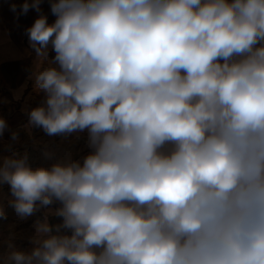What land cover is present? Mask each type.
<instances>
[{
  "label": "clouds",
  "instance_id": "1",
  "mask_svg": "<svg viewBox=\"0 0 264 264\" xmlns=\"http://www.w3.org/2000/svg\"><path fill=\"white\" fill-rule=\"evenodd\" d=\"M50 10L53 23L41 13L25 30L45 97L29 125L87 130L91 151L50 168L4 158L16 214L59 202L62 217L37 220L36 246L8 264H264V0H52Z\"/></svg>",
  "mask_w": 264,
  "mask_h": 264
},
{
  "label": "crops",
  "instance_id": "2",
  "mask_svg": "<svg viewBox=\"0 0 264 264\" xmlns=\"http://www.w3.org/2000/svg\"><path fill=\"white\" fill-rule=\"evenodd\" d=\"M25 0H0V118L7 122V128L0 135V165H2L4 158H6L3 147L13 146L20 148L21 146H59L60 161L68 162V159L79 160L82 162L83 157L89 153H82L78 151L85 145V138L88 137L87 130L83 132H74L69 135L48 136L38 127L29 125V115L31 109L42 105L45 97L43 93H38L35 88L34 73L36 71L37 56L34 50L30 47L26 29L31 27V20H36L42 13L47 16L48 23L55 21L56 17L51 13L50 3L52 0H42L41 13L30 9L26 15H18L20 6ZM29 3L32 0H28ZM17 5V11L11 10V5ZM55 53L51 50L49 45V60L54 57ZM13 68V76H5L4 64ZM45 63L43 67H48ZM55 66V65H53ZM8 78V79H7ZM13 133L17 138L13 139ZM17 146V147H16ZM76 151V152H75ZM45 159L48 160L46 154ZM57 160V158H55ZM3 188L0 187V208L3 205ZM58 205L49 206L45 208V215L48 217V222L55 226L62 223V217L51 216L53 210ZM60 207V206H59ZM44 216L40 219L43 220ZM31 236L28 242L34 248L33 243L35 236V227L31 228ZM52 234H57L55 229ZM60 234H71L70 230L62 229ZM19 237L12 238V240L0 237V243L11 242L12 251L20 250ZM11 251V252H12ZM8 260L1 258L0 263L4 264ZM8 264V262H7Z\"/></svg>",
  "mask_w": 264,
  "mask_h": 264
},
{
  "label": "rangeland",
  "instance_id": "3",
  "mask_svg": "<svg viewBox=\"0 0 264 264\" xmlns=\"http://www.w3.org/2000/svg\"><path fill=\"white\" fill-rule=\"evenodd\" d=\"M35 20H31V24L33 25ZM7 61L5 60L4 64V73L5 76H10L12 78L14 74L13 68L10 66V64L6 63ZM8 79V78H7ZM85 145L81 149H78L79 152L82 151V153H89L91 149L88 147V137L85 138ZM17 147V146H16ZM2 148H0V151ZM5 155L7 154L6 158H19L20 156H23L25 153L28 154V163L32 168H37V167H48L50 168L52 164L57 163V162H63L60 161L61 159L60 156V148L59 146H50V147H41V146H21L20 148H15L13 146L9 147H3ZM76 152V151H75ZM50 154L47 155L48 162L45 159L44 154ZM57 158V160L55 159ZM73 157L68 159V161L72 160ZM66 162V161H64ZM0 187L3 188V205L1 208H3L6 218H0V237L4 236L5 239L12 240V238H17L19 237V246L20 250L30 253L32 251V246L31 249L30 243L28 242L29 236H31V228L35 225V222L37 220H40L44 214H45V208L46 207H39L38 211H36L32 216H29L27 218H21L19 217L15 210L9 206V201L13 199L10 191V186L8 184H0ZM39 205V202H37ZM58 205L60 206L59 202H55L52 205L55 206ZM50 205V206H52ZM49 207V206H47ZM57 207V208H58ZM55 210L52 211L54 213ZM51 213V216H56ZM12 246L11 242H5V243H0V259L4 258L8 260V256L10 255L12 251ZM8 262V261H7ZM5 262L4 264H7ZM1 264V263H0Z\"/></svg>",
  "mask_w": 264,
  "mask_h": 264
}]
</instances>
